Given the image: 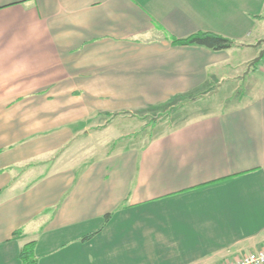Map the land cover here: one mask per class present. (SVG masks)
I'll return each mask as SVG.
<instances>
[{
  "label": "crops",
  "instance_id": "1",
  "mask_svg": "<svg viewBox=\"0 0 264 264\" xmlns=\"http://www.w3.org/2000/svg\"><path fill=\"white\" fill-rule=\"evenodd\" d=\"M196 32L237 45L172 43ZM263 38L264 0H0V264L264 248Z\"/></svg>",
  "mask_w": 264,
  "mask_h": 264
},
{
  "label": "trees",
  "instance_id": "2",
  "mask_svg": "<svg viewBox=\"0 0 264 264\" xmlns=\"http://www.w3.org/2000/svg\"><path fill=\"white\" fill-rule=\"evenodd\" d=\"M172 43L180 44V45H199L209 48L211 50H222L231 48L237 45L230 38L224 37L220 34L210 33V32H196L187 37L181 39H172ZM264 58V56H263ZM258 62L254 63L252 66L255 67ZM109 217V214L105 215V221ZM16 234V233H15ZM92 234H88L82 237L83 240L90 238ZM33 247L32 243H28L24 245L19 253L18 258L20 260V264H35V259L32 255Z\"/></svg>",
  "mask_w": 264,
  "mask_h": 264
},
{
  "label": "rangeland",
  "instance_id": "3",
  "mask_svg": "<svg viewBox=\"0 0 264 264\" xmlns=\"http://www.w3.org/2000/svg\"><path fill=\"white\" fill-rule=\"evenodd\" d=\"M263 59L264 58H262L259 61V64L263 61ZM170 109H172V108H169L168 111H167V113H169L171 111ZM144 113H146V115L144 116V118L147 121L153 120V118L157 117L158 115L160 116V115L166 114V112H162L161 114L160 113L158 114L157 113V109H154V110L153 109L152 110L151 109H145L143 111L142 115H144ZM115 116H118L119 117L120 115L119 114H114L113 117H115ZM133 122H134V119H133ZM126 126H128V125H126ZM135 130H137V128ZM95 134H97L98 136H96ZM113 136H114V133L111 132V130L110 131H106V132L105 131L94 132L93 134H91V136L88 137V140L86 142H87V145H88L89 148H91V147H98V145L99 146H102L101 152H104V151L110 149L111 144H112V138H113Z\"/></svg>",
  "mask_w": 264,
  "mask_h": 264
},
{
  "label": "built area",
  "instance_id": "4",
  "mask_svg": "<svg viewBox=\"0 0 264 264\" xmlns=\"http://www.w3.org/2000/svg\"><path fill=\"white\" fill-rule=\"evenodd\" d=\"M260 69L264 76V59ZM224 264H264V248L255 252H249L239 259L228 261Z\"/></svg>",
  "mask_w": 264,
  "mask_h": 264
},
{
  "label": "water",
  "instance_id": "5",
  "mask_svg": "<svg viewBox=\"0 0 264 264\" xmlns=\"http://www.w3.org/2000/svg\"><path fill=\"white\" fill-rule=\"evenodd\" d=\"M261 44H264V38L261 39V40H259V41L257 42V45H261ZM263 56H264V46L260 49L258 55L255 56V57L251 60L249 66H252L254 63L259 62V61L263 58Z\"/></svg>",
  "mask_w": 264,
  "mask_h": 264
}]
</instances>
